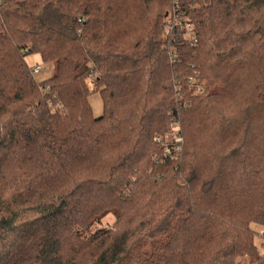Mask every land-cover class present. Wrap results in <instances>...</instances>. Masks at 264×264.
<instances>
[{
	"label": "trees",
	"instance_id": "1",
	"mask_svg": "<svg viewBox=\"0 0 264 264\" xmlns=\"http://www.w3.org/2000/svg\"><path fill=\"white\" fill-rule=\"evenodd\" d=\"M261 229L264 0H0V264H264Z\"/></svg>",
	"mask_w": 264,
	"mask_h": 264
},
{
	"label": "rangeland",
	"instance_id": "2",
	"mask_svg": "<svg viewBox=\"0 0 264 264\" xmlns=\"http://www.w3.org/2000/svg\"><path fill=\"white\" fill-rule=\"evenodd\" d=\"M169 12H170L169 14H171V15L174 14V11L172 9H170ZM172 20H174V18H171L170 20L167 19L168 23L165 25V29L163 28V31H165L163 36L165 38L167 36H169V35H166V34L168 32L169 33L171 32L172 24H174V21L172 22ZM169 23H171V24H169ZM167 25H169V27ZM26 62H27V64H29V68L31 70H33L34 67H36V66H40L41 67L42 70L38 74H35V76H34V78H36V80L38 82H42V81H45V80L49 79V77H51L53 75V73H54L55 63L49 62V64H48V63L42 62L41 58L36 53L26 56ZM192 90H193V94L197 93V88H195V90L192 88ZM89 104L92 106V110H93V113H94L95 116H101L103 114L104 105H103V102H102V99H101V95H100L99 92L96 91V92H93L90 95ZM173 130H177L178 131L179 128L174 127ZM183 141H184V138H183ZM114 221H115L114 217L111 215V216H108L107 218L104 219V224H106L108 226H111L114 223ZM262 230L263 229H261L259 231V233L255 237V243L258 245L260 251H262V248H263V246H262L263 245L262 244V240L263 239L261 237V231Z\"/></svg>",
	"mask_w": 264,
	"mask_h": 264
},
{
	"label": "built area",
	"instance_id": "3",
	"mask_svg": "<svg viewBox=\"0 0 264 264\" xmlns=\"http://www.w3.org/2000/svg\"><path fill=\"white\" fill-rule=\"evenodd\" d=\"M185 29L187 31L186 36L192 39L193 35L191 34V32H189L191 29L190 25L187 24L185 26ZM41 70L42 69L40 66L34 67V69L31 70L32 76L34 77L35 74H38ZM189 84H190V88H193L194 90L195 88H197V93H194L195 95L202 94L204 92V87H202L201 84H197V82L194 79H191ZM60 109L64 113L65 110H63L62 107H60ZM171 132L172 133L168 134L165 138L156 137L155 141L157 143L162 144V146H164L166 154L170 152H175L176 154H180L182 150L181 145L183 143V136L180 133V131L173 130ZM261 237L264 239V229L261 231Z\"/></svg>",
	"mask_w": 264,
	"mask_h": 264
}]
</instances>
